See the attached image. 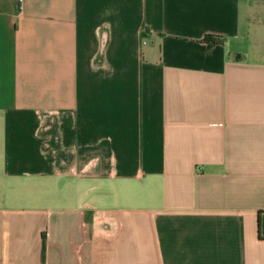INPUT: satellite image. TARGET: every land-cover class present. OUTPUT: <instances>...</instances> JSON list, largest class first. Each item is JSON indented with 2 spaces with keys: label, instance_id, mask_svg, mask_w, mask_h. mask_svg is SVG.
I'll use <instances>...</instances> for the list:
<instances>
[{
  "label": "crops",
  "instance_id": "crops-1",
  "mask_svg": "<svg viewBox=\"0 0 264 264\" xmlns=\"http://www.w3.org/2000/svg\"><path fill=\"white\" fill-rule=\"evenodd\" d=\"M0 264H264V0H0Z\"/></svg>",
  "mask_w": 264,
  "mask_h": 264
},
{
  "label": "trees",
  "instance_id": "trees-1",
  "mask_svg": "<svg viewBox=\"0 0 264 264\" xmlns=\"http://www.w3.org/2000/svg\"><path fill=\"white\" fill-rule=\"evenodd\" d=\"M206 38H207V40H208L209 37L207 36Z\"/></svg>",
  "mask_w": 264,
  "mask_h": 264
}]
</instances>
